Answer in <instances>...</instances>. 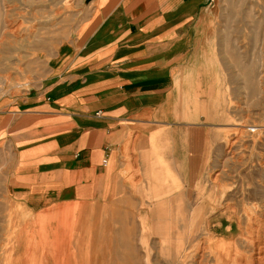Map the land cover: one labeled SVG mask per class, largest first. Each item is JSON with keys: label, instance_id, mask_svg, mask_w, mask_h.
<instances>
[{"label": "rangeland", "instance_id": "rangeland-1", "mask_svg": "<svg viewBox=\"0 0 264 264\" xmlns=\"http://www.w3.org/2000/svg\"><path fill=\"white\" fill-rule=\"evenodd\" d=\"M92 5L0 0V101L49 78ZM194 24L173 89L177 118L200 125L194 173L186 130L150 126L161 135L138 147L134 134L149 128L135 124L122 135L103 198L33 206L12 199L1 180L12 159L5 145L0 264L256 263L255 248L264 247V0H210Z\"/></svg>", "mask_w": 264, "mask_h": 264}, {"label": "crops", "instance_id": "crops-1", "mask_svg": "<svg viewBox=\"0 0 264 264\" xmlns=\"http://www.w3.org/2000/svg\"><path fill=\"white\" fill-rule=\"evenodd\" d=\"M90 2L93 17L49 78L0 101V148L12 156L1 180L15 201L100 200L119 166L122 135L135 124L186 130L187 169L194 173L201 129L177 118L174 78L210 0ZM147 133L134 134L138 147L161 135Z\"/></svg>", "mask_w": 264, "mask_h": 264}, {"label": "bare ground", "instance_id": "bare-ground-1", "mask_svg": "<svg viewBox=\"0 0 264 264\" xmlns=\"http://www.w3.org/2000/svg\"><path fill=\"white\" fill-rule=\"evenodd\" d=\"M193 213V212H192ZM172 219V218H171ZM196 220V219H195ZM158 221H162V219L160 218ZM171 222V221H170ZM201 252V251H200ZM203 256V253L200 255V257ZM216 256V255H215ZM237 256L235 255V258ZM217 259V258H216ZM254 260L256 263L254 264H262L261 262L264 260V247H257L255 248L254 251ZM233 264H237L236 262H232Z\"/></svg>", "mask_w": 264, "mask_h": 264}, {"label": "water", "instance_id": "water-1", "mask_svg": "<svg viewBox=\"0 0 264 264\" xmlns=\"http://www.w3.org/2000/svg\"><path fill=\"white\" fill-rule=\"evenodd\" d=\"M89 1L91 0H84V4L87 5Z\"/></svg>", "mask_w": 264, "mask_h": 264}]
</instances>
